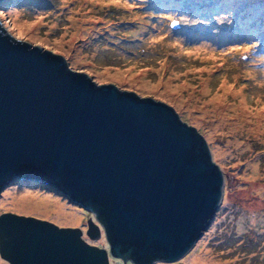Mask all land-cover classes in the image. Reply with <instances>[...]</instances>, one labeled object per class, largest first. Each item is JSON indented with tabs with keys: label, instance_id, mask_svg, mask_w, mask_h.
<instances>
[{
	"label": "water",
	"instance_id": "95a60500",
	"mask_svg": "<svg viewBox=\"0 0 264 264\" xmlns=\"http://www.w3.org/2000/svg\"><path fill=\"white\" fill-rule=\"evenodd\" d=\"M52 187L94 213L86 235L0 214L9 264H185L224 197L206 138L175 107L115 81L96 83L66 55L14 37L0 19V195L14 182Z\"/></svg>",
	"mask_w": 264,
	"mask_h": 264
},
{
	"label": "rangeland",
	"instance_id": "374dc122",
	"mask_svg": "<svg viewBox=\"0 0 264 264\" xmlns=\"http://www.w3.org/2000/svg\"><path fill=\"white\" fill-rule=\"evenodd\" d=\"M235 1L0 2L2 25L14 37L66 55L97 84L115 81L172 105L206 138L225 175L224 197L180 259L185 264H264V0ZM4 212L79 227L86 240L109 247L104 230L97 241L86 235L94 213L52 187L8 184ZM0 264L9 263L0 256Z\"/></svg>",
	"mask_w": 264,
	"mask_h": 264
},
{
	"label": "trees",
	"instance_id": "16d2710c",
	"mask_svg": "<svg viewBox=\"0 0 264 264\" xmlns=\"http://www.w3.org/2000/svg\"><path fill=\"white\" fill-rule=\"evenodd\" d=\"M242 1H244V0H236L235 2H242ZM189 3V4H188ZM185 5H189V7L191 6V2H185ZM200 6L203 8V7H205V9H206V5L204 6H202L201 4H200ZM195 30H198V29H194V30H192V31H195ZM197 34V33H196ZM196 34H194V35H196Z\"/></svg>",
	"mask_w": 264,
	"mask_h": 264
},
{
	"label": "bare ground",
	"instance_id": "6f19581e",
	"mask_svg": "<svg viewBox=\"0 0 264 264\" xmlns=\"http://www.w3.org/2000/svg\"><path fill=\"white\" fill-rule=\"evenodd\" d=\"M37 198H38V197H37ZM60 209H66V208H64V207H59V208H57V210H60ZM67 217H70V216L68 215Z\"/></svg>",
	"mask_w": 264,
	"mask_h": 264
},
{
	"label": "clouds",
	"instance_id": "9594fccd",
	"mask_svg": "<svg viewBox=\"0 0 264 264\" xmlns=\"http://www.w3.org/2000/svg\"><path fill=\"white\" fill-rule=\"evenodd\" d=\"M2 0H0V2H1Z\"/></svg>",
	"mask_w": 264,
	"mask_h": 264
}]
</instances>
